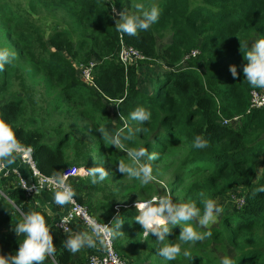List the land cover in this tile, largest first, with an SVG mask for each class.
Wrapping results in <instances>:
<instances>
[{
	"label": "trees",
	"instance_id": "obj_1",
	"mask_svg": "<svg viewBox=\"0 0 264 264\" xmlns=\"http://www.w3.org/2000/svg\"><path fill=\"white\" fill-rule=\"evenodd\" d=\"M136 3L157 6V22L136 36L118 32L114 10L131 14ZM164 36L169 45L156 50V39ZM259 38H264V0H0V48L15 53L0 70V118L32 149L37 169L54 177L66 168L130 164L126 152L96 129L103 125L112 133L124 123L142 129L125 146L155 152L158 159L151 165L169 166L165 185L157 172L163 169L144 186L130 178L120 194V173L95 184L87 174L70 184L91 214L102 213L98 220H111L112 227L119 219L113 247L126 264H219L225 255L235 264H264V191H256L264 186V107L249 108L251 92L264 89L250 86L242 72L243 52ZM122 43L152 59L142 63L160 62L168 69L144 77L149 84L141 87L137 67L118 59ZM230 65L236 66L235 78ZM83 66L90 68L89 80L82 78ZM136 107L149 110L150 120L130 121ZM235 116L237 121L223 122ZM196 136L207 141L205 148H193ZM23 175L30 180L27 170ZM168 193L201 211L204 199L223 209L216 223L199 229L210 230V237L181 244L192 257L165 261L158 254L162 244L151 234L142 237L135 220L131 202ZM51 194L43 191L41 197L53 200ZM231 195L242 203H231ZM33 201L16 177L0 175V254H15L24 236H16L14 225L38 212L55 247L43 264H87L92 249H65L74 233H63L54 224L55 213ZM184 223L196 227L195 221ZM179 231L180 225L174 226L165 242L178 243Z\"/></svg>",
	"mask_w": 264,
	"mask_h": 264
},
{
	"label": "clouds",
	"instance_id": "obj_2",
	"mask_svg": "<svg viewBox=\"0 0 264 264\" xmlns=\"http://www.w3.org/2000/svg\"><path fill=\"white\" fill-rule=\"evenodd\" d=\"M134 7L136 11L131 14L124 10L118 13L119 19L115 20L118 32L136 36L138 32L148 30L151 25L157 22L160 15L157 6L145 7L143 3H136ZM243 47H248L246 42ZM243 54L246 61L242 67L244 79L250 86L264 89V38L256 39ZM14 58V52L0 48V70H3L4 65L11 63ZM229 71L234 78L237 76L235 65H230ZM257 91L264 93V90ZM249 108L260 109L252 107L251 103ZM150 118L151 112L144 107H136L128 117L130 121H135L138 124H143ZM96 130L109 141V144L124 150L130 158V164L118 162L119 172L130 178L138 179L141 186L147 185L153 180V168L150 162L158 159L157 154L149 152L146 147L128 148L125 146V142L133 140L137 134L142 132L140 127H131L128 123H124L122 128L112 133L106 131L103 125ZM192 146L196 149H203L207 146V141L201 136H196ZM21 151L22 146L17 140L13 127L7 120L0 118V166L12 164L15 154ZM87 174L92 177L93 184L105 180L109 175L106 169L99 165L88 168ZM66 180V176L57 173L53 181L54 187L58 189L53 192V203L56 205L63 206L73 202L76 193L66 183ZM22 186L27 187L23 184ZM256 191H264V186ZM201 203L203 204L202 211L194 202H175L170 195L153 196L151 199L135 203L138 210V215L135 216L136 222L141 225L145 238L151 234L156 237L157 242L162 244L158 248V254L165 261H174L180 255L192 257V253L187 249L182 251L181 244L202 241L212 235L210 230L201 232L199 229H207L211 223L216 221L223 209L214 199H204ZM115 220L118 222L112 227H109V224L101 225L89 220L88 227L91 231L69 234L64 241L65 249L75 253L84 247L95 248L97 244H104L109 237L115 238L121 233L119 230L120 221L119 219ZM189 221H195L196 227L188 223L181 226L182 222ZM66 222L65 219L60 220L62 226ZM176 225H180L179 242H165L170 230ZM13 230L16 236L23 234L24 239L19 243L15 254H0V264H43L46 257L54 255L53 237L44 216L40 213L25 214L22 221L14 225ZM64 231L68 232V229L64 228ZM219 264H235V261L225 255L220 258Z\"/></svg>",
	"mask_w": 264,
	"mask_h": 264
},
{
	"label": "built area",
	"instance_id": "obj_3",
	"mask_svg": "<svg viewBox=\"0 0 264 264\" xmlns=\"http://www.w3.org/2000/svg\"><path fill=\"white\" fill-rule=\"evenodd\" d=\"M197 50H193L191 55H195ZM118 59L126 67L132 61L136 59H142L143 55L136 49L134 46H130L126 43H122L117 52ZM185 56V58H187ZM89 67L82 69V76H86V80H89ZM264 105V93L261 91L253 90L251 92V106L255 108H261ZM239 116L233 117L231 120H223L224 123L230 121H237ZM22 146V151L17 153V158L19 163L29 172L30 180H28L24 175L22 170L20 171L15 167L0 166V175H11L17 178L18 186L23 189L24 194L28 198H32L36 193L40 191H47L53 193L55 190H58L54 187L53 181L55 180L54 176H48L41 173L33 159L32 149L28 146ZM82 168H66L61 175L67 177L66 183L71 187V181L74 176L80 175ZM27 185V187L22 186ZM236 202L239 204L242 203V200L236 199ZM64 210L58 215L55 214L56 220L55 225L64 233H69L72 231L74 223L78 222L83 225V228L86 231H91L88 227V221L93 220L98 224L104 225L109 224L111 227V220L100 221L95 216H93L87 206L82 203H79L75 197L72 203L64 205ZM65 219L67 222L63 226L60 224V220ZM64 228L68 229V232L64 231ZM87 264H125V262L119 257L115 252L113 247V239L109 237L104 244H97L93 252L88 256Z\"/></svg>",
	"mask_w": 264,
	"mask_h": 264
},
{
	"label": "rangeland",
	"instance_id": "obj_4",
	"mask_svg": "<svg viewBox=\"0 0 264 264\" xmlns=\"http://www.w3.org/2000/svg\"><path fill=\"white\" fill-rule=\"evenodd\" d=\"M119 12V10H117V9H115L114 10V13H113V17H114V20H118V18H119V16H118V13ZM169 42H170V38H169V36H164V37H160V38H157L156 39V41H155V47H156V50H159L160 48H162L163 46H166V45H169ZM128 45H130V44H128ZM131 46V45H130ZM134 48H136V47H134ZM142 55H143V58L142 59H136V60H134V61H132L131 63H130V66L131 65H134V66H136L137 67V72L139 73V75H140V77H142V79H141V81H140V86L141 87H145V88H147V86H148V84H149V82H146L145 80V78L144 77H146V78H148V79H152L154 76L153 75H155V74H158L160 71H162V70H166V69H168V68H164L162 65H161V63L159 62H156V63H153V62H151V61H145L146 63H142L141 62V60H152L151 58H149V57H147L144 53H142V51H140L138 48H136ZM128 66V65H127ZM85 68V66H83L82 67V69H84ZM82 69H80V71L82 70ZM153 76V77H152ZM82 78L84 79V80H86V76H82ZM169 160V159H168ZM162 164H152V168H153V180L152 181H154V180H157V176H156V174H155V172L158 170V169H163L162 171H157L158 173H162L161 175V179H162V184H164L165 185V180H166V178L164 177V174L165 175H167L168 176V171H169V166H166L165 165V163L164 162H161ZM164 165L166 166V167H164ZM104 168L106 169V171L109 173V175H108V177L109 178H111V179H114L115 180V178H116V175H118L119 173L121 174V176H122V178H119V179H121V181H120V185L121 186H117L116 185V183H115V186H117L118 188H116L117 189V191H118V193L120 194L121 192H123V190H124V187L127 185V184H129V183H127V182H130V177H128L127 175H124L123 173H121V172H119L118 171V169H117V167H110L108 164H106V165H104ZM111 169H113V170H111ZM112 172H114L113 174H112ZM170 172V171H169ZM87 173H88V171L85 169V168H83L82 169V171H81V173H80V175L78 174V176L76 175V176H74L73 178H72V180H76L78 177H80V176H86L87 175ZM76 177V178H75ZM162 184H159L160 186H163ZM93 194H96L95 192L93 193ZM168 195H170L169 193H168ZM229 201L231 202V203H235V204H237L238 202H236V197H234V196H230L229 198ZM227 199V200H228ZM137 200H139V199H137ZM143 200V199H142ZM118 201H121V200H118ZM138 202H140V201H138ZM135 203H136V201H134V202H131V204L133 205L134 204V206H135ZM130 204V203H129ZM85 205V204H84ZM86 206V205H85ZM136 211L138 212V210H137V208H136ZM92 215L93 216H95L96 218H97V215L96 214H94V213H92ZM128 215V214H127ZM127 215H125V217H123V220L125 219V218H127ZM124 216V215H123ZM111 218V217H110ZM217 220H218V217H217V219H216V221L214 222V223H216L217 222ZM104 221H105V219H104ZM112 222V221H111ZM214 223H211L210 225H212V224H214ZM142 237H144V231H143V229H142ZM83 249V248H82ZM148 248H146V249H144L142 252L143 253H147L146 252V250H147ZM149 252V251H148ZM91 253V252H90ZM90 253H88L87 254V256H89V254ZM124 262L126 261V260H124V258H122L121 256H119ZM153 257H151V259H152ZM150 263V261L149 260H147V262H144L143 264H149ZM125 264H126V262H125Z\"/></svg>",
	"mask_w": 264,
	"mask_h": 264
},
{
	"label": "crops",
	"instance_id": "obj_5",
	"mask_svg": "<svg viewBox=\"0 0 264 264\" xmlns=\"http://www.w3.org/2000/svg\"><path fill=\"white\" fill-rule=\"evenodd\" d=\"M8 167H15V168H18L20 171L22 170L24 173H26V169L19 163L17 158L14 159V162L12 164H10V166H8ZM42 194H43V191H40L33 196V198H34L33 204L34 205L38 204L40 206H44L45 209L48 210V212H54L55 214L60 213L61 211L64 210V208H61L59 205H56L55 203H53L52 199L44 201L41 197ZM51 197L53 198L52 194H51ZM58 209H59V211H57ZM96 211L97 212L94 214L102 216V213L100 211H98V210H96ZM80 231H86V230L83 228L82 224H80L78 222L74 223V225L72 227V233H76V232H80ZM84 248H86V247H84ZM91 249L93 252L94 248H91Z\"/></svg>",
	"mask_w": 264,
	"mask_h": 264
}]
</instances>
